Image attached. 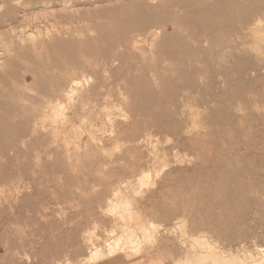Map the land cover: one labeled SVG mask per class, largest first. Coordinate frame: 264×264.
Masks as SVG:
<instances>
[{
    "label": "rangeland",
    "instance_id": "1",
    "mask_svg": "<svg viewBox=\"0 0 264 264\" xmlns=\"http://www.w3.org/2000/svg\"><path fill=\"white\" fill-rule=\"evenodd\" d=\"M119 1L157 34L45 57L83 82L71 121L0 133V264H264V0Z\"/></svg>",
    "mask_w": 264,
    "mask_h": 264
},
{
    "label": "bare ground",
    "instance_id": "2",
    "mask_svg": "<svg viewBox=\"0 0 264 264\" xmlns=\"http://www.w3.org/2000/svg\"><path fill=\"white\" fill-rule=\"evenodd\" d=\"M186 1L189 3L191 2V8L187 7L188 4H185V2L183 3L185 4V8H189L191 11L202 13V11L206 10V7L202 4V0ZM118 2L121 1L0 0V125H3V127H0V133L3 128L8 127L9 129L11 125H38L41 119L39 116L34 117L30 123H28L29 121L27 122V120L18 119V117L21 118L20 115L29 111L41 112L43 114L55 113L54 116H56L57 113L60 121L64 122V124L66 122L69 124L71 120H68L64 111L66 109L76 108L74 103V101L76 102V97L74 98V96L76 94V96H81L78 94L79 92L77 89V85L80 83L79 78L78 76H74L70 80H61V78L57 77L55 74H60V72L55 71L54 73V70L64 66L58 61H53V63L48 66L44 61L46 59L45 57H47V59H53L56 55H61L66 58L70 56L74 57V53L75 51L77 52V50H80L84 54H89L93 48L105 45L107 42L105 41L106 34L111 32H115L116 34L118 31L120 33H125L131 28L137 29L141 27L144 29L148 27V24L154 18V14L152 15L149 11L142 15L141 13L137 15L139 10L150 7V4L148 5L147 2L133 3L131 1L132 3L129 2L128 4L124 2V5H120ZM170 2L175 9L184 8L180 1L170 0ZM203 2L205 1L203 0ZM105 3H108L107 6H109L107 7ZM155 3L157 4V2ZM164 6H166V4ZM172 7H170L171 10ZM110 28H112V31L109 30ZM145 29H148L146 37H148V35L154 37L157 34L156 28ZM132 40L131 38V42H134V40ZM80 63L76 61V59H73L71 66L78 70L81 66ZM29 79L30 81H28ZM27 90H32L34 93L36 91H38V93L44 92L43 94L47 91H50V93L47 92L49 97H47L45 101H40L39 98L37 100L32 98L31 100L29 98L31 95L27 96L28 93L25 94ZM78 101L81 103L80 107L85 105L82 100L78 99ZM90 123H92V121ZM25 128H27V126ZM83 128H85V132H87L90 140L93 141L95 139L93 125L86 124ZM70 136H73V134ZM75 145H77V143ZM126 216L131 217V214H126ZM119 244L120 243L110 246L109 252L112 253L118 249L122 250L124 246H126H123V243ZM118 246L121 247L118 248ZM93 256L97 257L98 251H94L90 259L95 258Z\"/></svg>",
    "mask_w": 264,
    "mask_h": 264
}]
</instances>
